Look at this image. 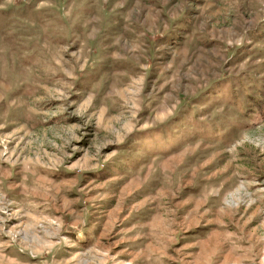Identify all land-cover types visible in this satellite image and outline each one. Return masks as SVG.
Returning a JSON list of instances; mask_svg holds the SVG:
<instances>
[{
	"label": "rangeland",
	"instance_id": "374dc122",
	"mask_svg": "<svg viewBox=\"0 0 264 264\" xmlns=\"http://www.w3.org/2000/svg\"><path fill=\"white\" fill-rule=\"evenodd\" d=\"M0 264H264V0H0Z\"/></svg>",
	"mask_w": 264,
	"mask_h": 264
}]
</instances>
